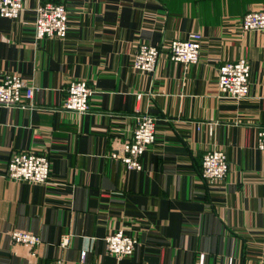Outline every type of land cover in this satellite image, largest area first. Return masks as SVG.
Instances as JSON below:
<instances>
[{
    "label": "crops",
    "instance_id": "crops-1",
    "mask_svg": "<svg viewBox=\"0 0 264 264\" xmlns=\"http://www.w3.org/2000/svg\"><path fill=\"white\" fill-rule=\"evenodd\" d=\"M45 2L64 4V38H35V8ZM260 8L264 0H23L16 17L0 16V78L18 73L35 88L30 108L0 104V264H264V154L256 146L264 31L240 27ZM190 31L200 32L201 50L184 66L167 46ZM140 43L162 50L149 72L132 66ZM240 57L250 65L249 94L223 96L218 66ZM75 79L92 89L82 114L63 107ZM142 112L155 117L157 136L142 168L126 169L108 152L130 139ZM212 148L226 154L228 172L204 180L201 161ZM22 150L47 155L45 182L5 175ZM13 229L41 241L15 243ZM119 229L137 244L117 258L104 237Z\"/></svg>",
    "mask_w": 264,
    "mask_h": 264
},
{
    "label": "built area",
    "instance_id": "built-area-1",
    "mask_svg": "<svg viewBox=\"0 0 264 264\" xmlns=\"http://www.w3.org/2000/svg\"><path fill=\"white\" fill-rule=\"evenodd\" d=\"M23 0H0V16L16 17L21 11ZM35 38H64L67 32V10L64 4L45 2L35 8L33 22ZM243 31H264V8L250 10L240 20ZM202 36L198 31H190L182 39H173L167 46L169 59L186 66L196 63L201 50ZM161 49L156 45L140 43L134 53L132 66L138 70L149 72L154 69ZM250 65L245 58L227 60L217 69V89L223 95L239 99L249 94ZM35 88L28 84L18 73H6L0 78V104L7 107L30 108L34 105ZM92 89L85 79H75L68 83L63 107L77 114L86 112ZM142 93L136 94V99ZM199 127V126H198ZM197 127V128H198ZM157 136L155 117L142 112L134 117V127L128 140H116L108 152L112 160L120 161L126 169L140 170L141 158L147 146ZM256 146L264 154V127L257 131ZM49 158L46 154L35 150L13 152L9 157L5 175L15 180L35 183L45 182L49 177ZM228 162L226 154L218 148L208 150L202 157L200 174L204 180H218L226 176ZM12 241L35 247L41 239L28 230L13 229L9 232ZM69 234H63L59 245L66 247ZM107 252L115 257L130 255L137 244V238L119 229L104 237ZM80 252V259L85 255Z\"/></svg>",
    "mask_w": 264,
    "mask_h": 264
}]
</instances>
